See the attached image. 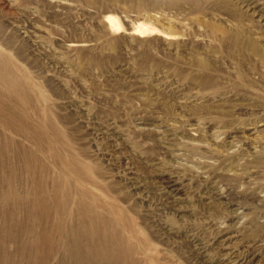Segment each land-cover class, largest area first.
Wrapping results in <instances>:
<instances>
[{"label":"rangeland","instance_id":"rangeland-1","mask_svg":"<svg viewBox=\"0 0 264 264\" xmlns=\"http://www.w3.org/2000/svg\"><path fill=\"white\" fill-rule=\"evenodd\" d=\"M0 53L23 96L17 128L0 127V173L24 225L56 180L140 264H264V0H0ZM46 168L34 201L29 173Z\"/></svg>","mask_w":264,"mask_h":264},{"label":"bare ground","instance_id":"bare-ground-1","mask_svg":"<svg viewBox=\"0 0 264 264\" xmlns=\"http://www.w3.org/2000/svg\"><path fill=\"white\" fill-rule=\"evenodd\" d=\"M106 21L111 30H124V23L119 17L107 15ZM154 29L149 24L139 23L133 32L139 34ZM6 61L0 53V127L17 128L18 116L11 102L16 97L23 101V96L19 82L11 75ZM3 139L0 135V140ZM36 158L29 152L17 157L24 163H31ZM9 165L8 178L17 182L14 165ZM47 173V168L44 172L29 173L33 177L34 201L43 198L42 194L47 192ZM3 175L0 173V207H5L7 211L0 212V218L5 220L3 222L13 223L0 230V264H140L130 240L117 231L115 221L97 211L95 201L87 202L84 198L78 199L74 210L69 203L70 195L60 191L56 180L50 186L51 197L43 198L46 202L29 208L27 213L34 223L27 227L17 217L23 211L24 204L22 200L18 201L20 192L17 187L7 188ZM55 183L57 189L53 200L52 188ZM52 217L58 221L57 224H48ZM68 218L72 219V224L66 223ZM35 228V237L25 248H10L17 241L18 232L27 233Z\"/></svg>","mask_w":264,"mask_h":264},{"label":"water","instance_id":"water-1","mask_svg":"<svg viewBox=\"0 0 264 264\" xmlns=\"http://www.w3.org/2000/svg\"><path fill=\"white\" fill-rule=\"evenodd\" d=\"M124 26H125V25H124ZM125 28H126V29H129V27H128V26H125Z\"/></svg>","mask_w":264,"mask_h":264}]
</instances>
